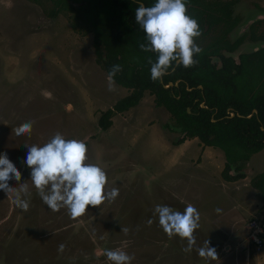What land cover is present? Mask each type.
Masks as SVG:
<instances>
[{
	"label": "rangeland",
	"instance_id": "1",
	"mask_svg": "<svg viewBox=\"0 0 264 264\" xmlns=\"http://www.w3.org/2000/svg\"><path fill=\"white\" fill-rule=\"evenodd\" d=\"M235 1V13L245 20L232 40L258 7L264 8V0ZM51 5L49 0L46 6L0 0V154L6 153L21 172V180L9 184L29 188L22 194L27 211L0 190V264H113L100 255L106 250L125 251L134 257L131 264H264V244L259 250L250 238L260 228L264 238L263 199L251 185L252 177L264 171V149L252 156L244 180L229 188L223 182V150L204 147L199 138L175 144L182 133L168 128L173 123L169 111L157 106L149 92L102 129V113L130 90L115 82L109 91L93 33L75 30L66 14L51 18L46 12ZM29 121L31 133L17 136L14 129ZM57 132L85 141L86 163L105 170V192L118 189L115 199L89 205L76 218L66 208L52 211L43 202L23 161L28 145H43ZM158 204L181 212L192 204L199 211L190 252L184 251L186 239L164 232L154 212ZM252 218L255 229L246 226ZM229 229L234 231L230 239L223 234ZM205 241L215 248V258L199 255Z\"/></svg>",
	"mask_w": 264,
	"mask_h": 264
},
{
	"label": "trees",
	"instance_id": "2",
	"mask_svg": "<svg viewBox=\"0 0 264 264\" xmlns=\"http://www.w3.org/2000/svg\"><path fill=\"white\" fill-rule=\"evenodd\" d=\"M31 1L47 4V0ZM49 2L52 5L46 12L51 18L66 14L75 30L93 33L97 62L108 74L113 65L122 66L113 79L130 93L102 113V129H109L116 114L137 106L149 92L157 106L169 111L173 123L168 128L181 131L175 144L199 138L204 147L223 150L226 180L247 176L244 169L252 156L264 149V48L240 54V62L223 53V49L236 51L245 37L234 42L228 38L241 18L234 11L235 0H187V14L198 21L200 36L215 28L221 29V34L200 47L202 52L194 55L192 66L173 61L156 81L151 78L149 60L154 62L157 53L140 48L147 44L146 34L135 20V9L141 3L152 6L155 0ZM253 40L264 41V35ZM217 57L219 63L214 60ZM169 83L172 85L166 87ZM251 185L261 193L264 210V171L252 177Z\"/></svg>",
	"mask_w": 264,
	"mask_h": 264
},
{
	"label": "clouds",
	"instance_id": "3",
	"mask_svg": "<svg viewBox=\"0 0 264 264\" xmlns=\"http://www.w3.org/2000/svg\"><path fill=\"white\" fill-rule=\"evenodd\" d=\"M187 0H155L152 6L141 3L135 9V20L146 34L147 44H140L143 51L157 53V59L151 64V78L156 81L166 74L173 61L184 67L192 66L196 61L194 55L202 52L195 38L201 35L198 21L187 14ZM122 71L119 64L109 71V91H114V77ZM32 122H25L14 129L17 136L30 134ZM87 145L84 140L66 139L60 132L52 136L45 144L28 145L26 159L23 161L31 169V181L43 202L52 210L66 208L73 217L83 215L89 205H101L106 199H115L119 190L116 188L105 192L107 174L99 165L86 163ZM21 180V172L8 158L0 154V190L14 197L17 207L27 211L29 202L22 198L27 195V183L19 188L9 181ZM219 211V209H217ZM154 212L159 216V224L171 238L178 235L187 240L186 252L195 244L194 232L199 228L200 213L188 204L183 212L174 211L167 205H156ZM153 223L151 219L147 221ZM127 232L128 229H122ZM205 247L198 249L201 257L215 258L216 250L205 241ZM63 250V245L60 246ZM106 255L113 264H131L134 257L122 250H106Z\"/></svg>",
	"mask_w": 264,
	"mask_h": 264
},
{
	"label": "flooded vegetation",
	"instance_id": "4",
	"mask_svg": "<svg viewBox=\"0 0 264 264\" xmlns=\"http://www.w3.org/2000/svg\"><path fill=\"white\" fill-rule=\"evenodd\" d=\"M258 8H261L260 6ZM241 18H240V22L238 23V25L243 21L245 20V18H243L240 14H238ZM237 25V26H238ZM261 25H264V19L262 20H258L256 22H254L250 28L248 30H246L241 36H239L238 38L232 40L231 39V36L232 34L234 33V30L230 32V34L228 35V38H230L231 42H234V41H237L239 40L240 38L244 37V40L242 41V43H240L236 49V51L234 52H229L225 49H223V53L226 54V55H232L236 61H237V58L235 57L236 54H238V57L240 54H243V53H251L253 52V50L249 49L247 46L251 45V44H255V43H258V42H261L263 40H253L254 37H259V36H263L264 35V30L261 29ZM254 26V27H253ZM253 27V28H252ZM236 28V27H235ZM221 34V29L219 28H215V29H212L211 31H209V33L207 35H204L205 38L203 39V41H201V39L204 37V36H199L198 37V40L195 39V42L200 46L202 47L204 44H208L210 43L211 39L214 40L215 37L219 36ZM241 51L240 53H238V51ZM237 52V53H236ZM215 62L219 63V58H215L214 59ZM238 62V61H237ZM258 112V110H257ZM255 112V113H257ZM175 131H179V130H175ZM181 132V131H179ZM181 138V137H180ZM179 138V139H180Z\"/></svg>",
	"mask_w": 264,
	"mask_h": 264
},
{
	"label": "water",
	"instance_id": "5",
	"mask_svg": "<svg viewBox=\"0 0 264 264\" xmlns=\"http://www.w3.org/2000/svg\"><path fill=\"white\" fill-rule=\"evenodd\" d=\"M257 13H255L252 17L248 18L239 28H238V32H239V36H241L247 29L250 28V26L258 21V20H262L264 19V10H257L256 11ZM264 48V41H261V42H258V43H255L253 44V46H251V50L253 51H257V50H260ZM237 58V61L240 62V59L239 57H236ZM172 83H169V85H166V87H169L171 86ZM254 112H257V109H254ZM234 115V113L232 114ZM251 116V115H250ZM235 171L232 170V174L234 173Z\"/></svg>",
	"mask_w": 264,
	"mask_h": 264
},
{
	"label": "crops",
	"instance_id": "6",
	"mask_svg": "<svg viewBox=\"0 0 264 264\" xmlns=\"http://www.w3.org/2000/svg\"><path fill=\"white\" fill-rule=\"evenodd\" d=\"M203 149H205V148L203 147ZM242 180H244V179H239V180H235V181H226V180L223 179V182H224L225 184H228V187H229V188H233L235 185H238ZM240 187H241V186H239V188H240ZM237 190H238V188H237ZM240 191H242L244 195L250 196L248 190H246V189H241ZM241 201H244V200L241 199ZM259 213L264 215V210L261 209V210L259 211ZM253 218H254V217H253ZM253 218H252V219L246 224V226H248V228H250V226H251L250 224L253 223V222L255 221V219H253ZM263 218H264V216H263ZM255 222H256V221H255ZM263 226H264V222H263ZM224 232H225V233H223V234H224L225 237H227L228 239H230V238L233 236V233H234L233 229H229V232H228L227 230H224Z\"/></svg>",
	"mask_w": 264,
	"mask_h": 264
},
{
	"label": "built area",
	"instance_id": "7",
	"mask_svg": "<svg viewBox=\"0 0 264 264\" xmlns=\"http://www.w3.org/2000/svg\"><path fill=\"white\" fill-rule=\"evenodd\" d=\"M250 229H255L257 227L256 222L250 224ZM263 227V226H262ZM262 230L261 228L259 230H255L250 234V238L257 244L258 249L260 250L262 245L264 244V238L261 237Z\"/></svg>",
	"mask_w": 264,
	"mask_h": 264
}]
</instances>
